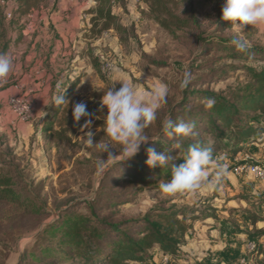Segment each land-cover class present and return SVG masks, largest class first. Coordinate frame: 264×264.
<instances>
[{
	"label": "rangeland",
	"instance_id": "374dc122",
	"mask_svg": "<svg viewBox=\"0 0 264 264\" xmlns=\"http://www.w3.org/2000/svg\"><path fill=\"white\" fill-rule=\"evenodd\" d=\"M223 3L224 0H173L169 5L172 12L183 20L192 18L197 25L191 27L188 22L175 35L155 21L151 0H111V12L122 29H111L99 36L91 31L96 0H48L40 11L19 21L6 16V54L13 57L15 67L7 83L0 85V157L17 164L23 183L37 196V204L24 208L0 200V264H28L29 261H23L27 252L45 244V235H40L43 228L70 208L86 212V203L96 197L99 186L106 185L103 183L106 171L101 174V170L121 159L120 146L101 152L99 145H88L86 136L88 132L94 133L93 142L107 139L103 131L107 108H101V99L114 79L128 81L140 90H149L159 83L167 85L166 103L158 111L156 121L145 130L150 139L185 91L207 89L226 94L248 81L241 62L228 57L223 49L226 43L221 40L233 38L226 30L228 22H219ZM7 8L11 13L12 4ZM72 18L75 25L70 23ZM56 19L58 22L53 23ZM242 35L250 46L264 47V34L257 29L249 27ZM199 37L212 39L214 45L203 46ZM43 70H50V81L45 79ZM186 70L190 82L181 90L179 85ZM75 80L78 84L65 103L69 113L60 112L55 123L47 120L48 103ZM113 83V90H118L121 83ZM18 95L30 108L27 121L19 120L7 105L10 97ZM195 99V103L201 102ZM81 102L93 114L89 127H83L86 118L74 122L72 117L74 105ZM261 136H257L258 144L251 149L248 146L234 154L228 150L231 145L225 144L213 157L226 171H232L243 157L251 162L249 157L264 156ZM109 153L117 156L113 159L108 157ZM127 178L108 181L105 191L115 200L112 205L99 207L101 215L114 221L135 219L175 205L187 212L191 230L195 214L200 216L212 208L210 202L223 181L222 178L211 192L162 198L159 184L167 180L158 179L150 186L126 182ZM239 225L237 229L248 230L241 220ZM238 232L241 237L237 246L241 248L250 234ZM148 254L142 264H165L169 260L171 264H181L186 255L164 257L157 248ZM245 254L244 245L243 252L230 264ZM247 256L248 264H252L253 256ZM185 259L186 264H192L189 260L193 262V258Z\"/></svg>",
	"mask_w": 264,
	"mask_h": 264
},
{
	"label": "trees",
	"instance_id": "16d2710c",
	"mask_svg": "<svg viewBox=\"0 0 264 264\" xmlns=\"http://www.w3.org/2000/svg\"><path fill=\"white\" fill-rule=\"evenodd\" d=\"M172 1L151 0L155 21L172 35L181 27H186L188 22L191 27H197L192 18L183 20L172 12L169 6ZM47 2L48 0H0V53H6L8 49V42L5 41L6 4L13 6L10 20L19 21L32 12L40 11ZM96 2L97 7L91 17L92 34L99 36L111 29L121 30L122 26L111 12V0ZM221 16L222 14L219 15V22L222 20ZM199 40L203 46L214 45L210 38L199 37ZM231 40H221L226 43L223 49L228 57L241 62L240 67L248 74V81L226 94L207 89L185 91L181 99L169 109L166 120L170 118L174 123L183 121L193 124L195 135L173 141L164 135L161 123L157 134L148 144L142 145L137 155L124 161L119 160L120 162L107 168L103 179L106 185L99 186L96 197L86 203L87 211L80 212L70 208L60 212L58 218L48 223L40 232V235H45V244L31 248L23 261H29L26 262L28 264L33 261L43 264H142L147 259L148 252L154 248L164 255H177L184 242V235L190 228L187 223L189 216L184 209L171 205L135 219L117 221L101 215L97 210L99 207L112 205L115 200L105 191L111 178L127 176L126 182L154 186L158 179H170L171 164L183 163L185 150L193 143L211 149L213 155L228 144L231 145L228 150L237 154L258 142L257 136L264 135V47L252 45L247 51L238 52L231 45ZM250 61L254 63L248 64ZM77 84L78 80L72 81L67 89L58 94L63 95L64 103L58 106L55 104L58 95L48 103L47 120L55 123L60 112L69 113V107L65 103ZM195 98L201 102L195 103ZM209 100L214 101L210 108L207 107ZM58 124L63 125L61 122ZM59 134L57 132L58 136ZM206 136H210L211 140H207ZM174 144L179 147L173 148ZM149 147L154 148L157 153L168 150L166 154L175 159L168 166L150 168L145 163ZM23 182L17 164L0 157V200L19 204L24 208L35 207L37 196ZM261 235L259 232L249 236V240L256 243L252 264H264V249L257 241ZM165 264H171L170 260Z\"/></svg>",
	"mask_w": 264,
	"mask_h": 264
},
{
	"label": "clouds",
	"instance_id": "9594fccd",
	"mask_svg": "<svg viewBox=\"0 0 264 264\" xmlns=\"http://www.w3.org/2000/svg\"><path fill=\"white\" fill-rule=\"evenodd\" d=\"M221 19L228 22L229 31L233 38L231 45L238 52H245L250 48L249 41L242 35L249 27L257 29L264 34V0H224ZM14 59L11 55L0 53V85L7 83L14 71ZM115 81L121 86L113 90ZM190 82V73L186 70L184 78L180 82V89L187 88ZM168 94L167 85L163 83L152 86L149 90H140L132 83L123 79H114L112 86L108 88L101 99V108H107L104 117L103 131L107 139L93 142L94 133L88 132L86 139L89 146L99 145L101 152L109 148H117L119 145L120 161L130 159L137 155L142 144H148L150 138L145 130L157 119L158 111L166 103ZM63 95H58L55 104L64 103ZM214 101L209 100L207 107H211ZM92 113L87 110V105L77 103L72 110L74 122L85 119L83 127H89ZM193 124L183 121L174 123L170 118L162 125L163 133L173 141L180 138L195 135ZM174 144L173 148H178ZM168 151V150H167ZM167 151L157 153L154 148H147L148 159L146 164L150 168L165 167L175 159ZM117 155L109 153L108 157L115 159ZM183 163L171 164V177L159 184L162 198L195 194L197 192H211L216 189L226 173V167L213 157L209 148L193 143L188 146L182 157ZM118 161V162H120ZM107 169H102L101 174Z\"/></svg>",
	"mask_w": 264,
	"mask_h": 264
},
{
	"label": "crops",
	"instance_id": "0c3cea01",
	"mask_svg": "<svg viewBox=\"0 0 264 264\" xmlns=\"http://www.w3.org/2000/svg\"><path fill=\"white\" fill-rule=\"evenodd\" d=\"M55 21L58 22V19L53 20V23ZM75 22L74 18L70 19V23L75 25ZM43 71L45 79L50 81V70ZM256 144L258 143L254 142L249 145V149ZM260 145L264 148V135L261 136ZM244 159L246 158L243 157L242 160ZM249 159H252L251 162L264 163V156L261 158L255 156V159L249 157ZM210 203L212 208H207L200 216L198 213L195 214L193 218L195 224H191L193 232L189 229L185 234L184 242L177 252L178 256L179 253H186L184 258H193V262L189 260L192 264L233 263L243 252L245 245L242 244L241 248L237 246L238 239L241 237L238 231L244 235L261 232L262 235L257 241L264 249L263 183L249 175L238 176L232 171H226L223 181L218 185L217 195ZM240 220L248 227V230L237 229ZM262 256L264 257V254ZM183 259L180 260L181 264L188 263L186 259Z\"/></svg>",
	"mask_w": 264,
	"mask_h": 264
},
{
	"label": "built area",
	"instance_id": "2783aa9c",
	"mask_svg": "<svg viewBox=\"0 0 264 264\" xmlns=\"http://www.w3.org/2000/svg\"><path fill=\"white\" fill-rule=\"evenodd\" d=\"M5 7V14L10 17L9 9ZM7 105L10 107L12 113L21 121H27L30 119V108L28 103L24 100L22 96H13L7 100ZM232 172L236 175H249L253 179L260 181L264 184V164L259 162H249L243 160L242 162L236 164ZM246 254L241 258L237 259L234 264H248L249 257L247 255L253 256V251L256 248L255 241L249 240L245 244ZM166 255H164L165 257ZM170 257V256H169ZM167 259V258H166ZM170 259V258H169ZM167 261V260H166Z\"/></svg>",
	"mask_w": 264,
	"mask_h": 264
}]
</instances>
